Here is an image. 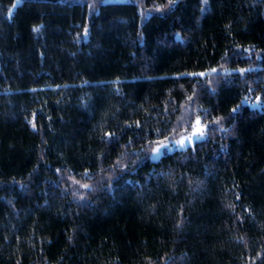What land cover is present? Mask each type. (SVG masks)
Instances as JSON below:
<instances>
[{
	"label": "trees",
	"instance_id": "16d2710c",
	"mask_svg": "<svg viewBox=\"0 0 264 264\" xmlns=\"http://www.w3.org/2000/svg\"><path fill=\"white\" fill-rule=\"evenodd\" d=\"M258 96L264 0H0V264H264Z\"/></svg>",
	"mask_w": 264,
	"mask_h": 264
},
{
	"label": "rangeland",
	"instance_id": "374dc122",
	"mask_svg": "<svg viewBox=\"0 0 264 264\" xmlns=\"http://www.w3.org/2000/svg\"><path fill=\"white\" fill-rule=\"evenodd\" d=\"M104 1H125V0H103V2ZM244 103L248 104L251 107L253 106L260 107V105H257L256 101L244 100ZM197 120H199V124H197ZM205 129H206V125L202 123L199 118H195L192 121L191 125L185 130L181 131L175 136H170L156 143L150 151L149 158L155 161L164 153L171 152L175 149H184L188 146H192L195 141L206 137ZM200 131L203 132V135L199 134ZM180 141L183 142L182 145L181 143H179ZM162 144L165 146L161 147ZM157 148H159V151L158 152L154 151Z\"/></svg>",
	"mask_w": 264,
	"mask_h": 264
},
{
	"label": "snow or ice",
	"instance_id": "6c2138e0",
	"mask_svg": "<svg viewBox=\"0 0 264 264\" xmlns=\"http://www.w3.org/2000/svg\"><path fill=\"white\" fill-rule=\"evenodd\" d=\"M13 7H15V4L13 5ZM11 11V9H10ZM34 30H38V29H34ZM213 72L216 71V69H212ZM244 70L241 69V72H243ZM200 75H204L203 73H200ZM248 98L246 97L245 100H247ZM256 102H257V105H264V99H262L261 97H256ZM239 107V105L237 106V108ZM237 109H233V112H235ZM197 124H199V120H197ZM200 135H203V132L200 131L199 132ZM179 143H181V145L183 144L182 141H180ZM165 145H161V147H164ZM154 151L158 152L159 151V148L155 149ZM83 187H88L87 185H83Z\"/></svg>",
	"mask_w": 264,
	"mask_h": 264
}]
</instances>
